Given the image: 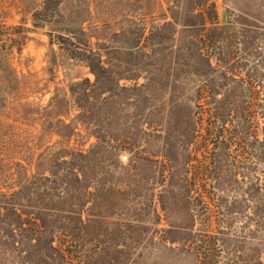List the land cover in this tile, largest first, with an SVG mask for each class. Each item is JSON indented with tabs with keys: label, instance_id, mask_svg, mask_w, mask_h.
Here are the masks:
<instances>
[{
	"label": "rangeland",
	"instance_id": "rangeland-1",
	"mask_svg": "<svg viewBox=\"0 0 264 264\" xmlns=\"http://www.w3.org/2000/svg\"><path fill=\"white\" fill-rule=\"evenodd\" d=\"M0 19V264H264V0Z\"/></svg>",
	"mask_w": 264,
	"mask_h": 264
},
{
	"label": "trees",
	"instance_id": "trees-1",
	"mask_svg": "<svg viewBox=\"0 0 264 264\" xmlns=\"http://www.w3.org/2000/svg\"><path fill=\"white\" fill-rule=\"evenodd\" d=\"M63 0H41V3L44 7H47L48 4H53L55 7H59L62 4ZM36 27H42L35 25ZM11 28L7 27V25L4 23L3 20L0 19V52H8L9 50H12L15 45L21 46L22 51V44L24 40L26 39V36H23L22 33L24 30L17 29V31L10 32ZM11 34H17V37H10ZM89 52L92 51V49H85ZM70 55L75 56V58H79L80 56H86V53H82V51L75 50L70 51ZM91 66V64H90ZM209 264V263H204Z\"/></svg>",
	"mask_w": 264,
	"mask_h": 264
}]
</instances>
